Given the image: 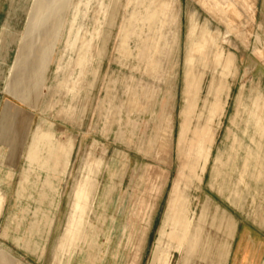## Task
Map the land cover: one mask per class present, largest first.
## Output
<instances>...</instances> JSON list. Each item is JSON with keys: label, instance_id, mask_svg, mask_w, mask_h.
Instances as JSON below:
<instances>
[{"label": "rangeland", "instance_id": "obj_1", "mask_svg": "<svg viewBox=\"0 0 264 264\" xmlns=\"http://www.w3.org/2000/svg\"><path fill=\"white\" fill-rule=\"evenodd\" d=\"M35 1L0 0V264H213L201 248L186 261L193 244L219 245L227 264L245 225L258 231L264 264V0H37L38 25ZM192 20L208 29L199 25L185 48ZM185 73L198 89L190 129L207 127V141L178 139ZM161 121L170 148L155 134ZM46 163L60 167L52 204L28 185L17 197L23 179L35 188L41 179L28 169ZM88 176L84 234L60 246L73 186ZM175 179L181 226L164 223ZM42 213L49 222L34 223ZM226 217L236 225L222 263Z\"/></svg>", "mask_w": 264, "mask_h": 264}, {"label": "crops", "instance_id": "obj_2", "mask_svg": "<svg viewBox=\"0 0 264 264\" xmlns=\"http://www.w3.org/2000/svg\"><path fill=\"white\" fill-rule=\"evenodd\" d=\"M195 23V22H194ZM193 23V20L191 21V24L188 25L187 29H186V36H185V48H186V42L189 41L191 38H193V36L195 35V25ZM202 28L206 27L203 24H199ZM204 29V28H203ZM206 29H208L206 27ZM184 48V49H185ZM223 55V54H221ZM224 56V55H223ZM184 57H185V50H184ZM226 57V56H225ZM230 60V59H229ZM225 64V61L223 60V58L221 57V68L223 70H228V68L230 67L229 62ZM186 72V71H185ZM187 73V72H186ZM184 75L183 80L184 82V89L181 92V96L182 98V106L180 108V123H179V130H178V139L180 140L179 142L184 141L188 135H191V137H193V139L199 140V141H207L209 139L210 133L209 130L207 129V127H203L200 130H191L190 126L192 125V122L194 120L193 118V114L195 111V106L196 104L194 103V96H197L198 93V89L194 88V85L192 83V79H194V75L192 73V75L190 77H187V75ZM200 76H202V74H199L198 77L200 78ZM197 77V78H198ZM28 80H30V78L27 77ZM30 83V81H29ZM224 89V86L221 85V88L218 86L217 87V96L216 99H218V104L215 103L216 99L212 102L211 104V110L210 113L213 114L217 109L219 110L221 108V102L219 100L218 97V93L221 92ZM30 90V86L28 85V87L25 89L24 92V96L27 95L26 92H29ZM31 91V90H30ZM32 92V91H31ZM220 104V105H219ZM186 112V119L182 120V117H184V113ZM251 121L254 124V126L256 127V129H258L259 127L263 128V126L260 125V118L258 116V114L256 113V111H252L251 112ZM6 120V119H4ZM3 120V122H4ZM2 122V123H3ZM1 123V124H2ZM163 121H161L159 123V125H157L156 128V136H158L159 139V144L162 148H165L166 146H168V148L171 147V143H170V126L168 124H166V126L164 125ZM163 127L166 129H163ZM182 127H184V131H182ZM167 133V135H166ZM166 139V140H165ZM253 140V136L251 138ZM162 141V142H161ZM249 152V151H248ZM41 156H43L41 154ZM42 159H46L47 161L52 159V156H43ZM62 159V158H61ZM46 166H42L41 168H29L28 170L30 171L31 176L36 177L37 176H41V179H38V183H37V187L35 188V185L33 184L35 181L31 178H27V179H21V184L19 187H17L16 190V196L20 197L24 194L27 185L29 187H32L33 189L37 190V197H43V199L45 201H47L49 204H52V199L54 197V185L53 184V179H52V173L57 174L58 173V169L60 167H55L53 166L52 163H46ZM29 175L26 173L25 176L29 177ZM200 178V176H199ZM198 178V179H199ZM85 181L89 182L87 183L86 187L81 188V182H78L76 184H74L73 189H72V196H73V214L69 219V224L67 225L62 237L60 238V246H63L65 244H69V242L73 241L75 238H77L78 236H82L84 234V228H85V223H86V216L88 214V211L90 210L91 205L88 203V197H89V193L91 190V186H92V177L88 176L86 179H84ZM45 187L47 189V195L45 194H41L42 192L39 191V187ZM36 197V198H37ZM33 198V196H32ZM35 198V200H36ZM40 206V205H39ZM181 207H183V200L181 198L180 195V191H179V181L177 179H175L173 181L172 187H171V191H170V195H169V199H168V205H167V211H166V215L164 218V223L165 224H173V225H179L181 226V224L183 225V223L185 222V214L181 215ZM38 208V206L36 207ZM202 213H205V210L202 211ZM48 218V214L41 215V219L42 222L38 221H33L34 223L40 224V223H48L49 220L45 219ZM227 220L229 221L228 224V234L227 231L223 232L221 231V241H226L228 240V242L226 241V243L224 244V252H223V259H222V263H225V256H226V252L227 250L231 247V240L233 239V235H234V230H235V225L236 222L234 220V218L232 217H226ZM82 226V229H78L77 230V226L78 228H80L79 226ZM238 228V226H237ZM67 233H69V237L66 238L65 236L67 235ZM177 234V233H176ZM171 235L173 237L176 238L177 235H174V233H171ZM236 235V242H235V247L234 250L231 254L230 259L228 260L227 264H259L263 257H260V245L257 243V239H259V234L258 231H255V229L249 225H245L243 228H241L240 233L237 235V233H235ZM64 239H67V242H64ZM177 239V238H176ZM159 247V246H158ZM197 248H201V252L200 254L197 253ZM160 249V248H159ZM211 253V254H210ZM199 255L201 256V259H208L213 261V264H220L221 263V248L219 247V245H215L213 247H197L196 244H193V247L189 248L187 255L185 257V259H187L186 261H188L192 256L194 255ZM213 257V258H212ZM212 258V259H211ZM136 264V263H135Z\"/></svg>", "mask_w": 264, "mask_h": 264}, {"label": "bare ground", "instance_id": "obj_3", "mask_svg": "<svg viewBox=\"0 0 264 264\" xmlns=\"http://www.w3.org/2000/svg\"><path fill=\"white\" fill-rule=\"evenodd\" d=\"M201 1V0H200ZM36 2H37V0L34 2L35 3V5H36V9H35V11L32 13V15H33V17H32V19H33V21H34V23L36 24V25H38L41 21L43 22V21H45V19H42V17H43V15L46 13V11L44 10V7L42 6V4H39V6H37V4H36ZM43 2H46V0H43ZM142 2H144V0H140L139 1V3L138 4H141ZM163 2V1H162ZM202 3V5H204V6H206L205 4H204V1L203 2H201ZM138 4H136L137 5V8L139 9V7H138ZM154 5H155V2H154ZM63 6V5H62ZM156 6V5H155ZM220 7V4L219 3H217L216 5H215V7ZM206 7H208V6H206ZM153 8V7H152ZM208 9L210 10V11H212L211 9H210V7H208ZM215 9V8H214ZM53 10H55V7L53 8ZM52 10V11H53ZM149 10V9H148ZM49 11H51L50 9H49ZM49 11H48V14H49ZM166 11V10H165ZM214 12V11H213ZM56 14H57V17L58 18H62V13H61V11H56ZM155 15V14H154ZM227 15V14H226ZM234 15V14H233ZM40 16H41V18H40ZM52 17V16H51ZM47 19V18H46ZM132 19L134 20L135 19V22H137V21H139V18H138V16H136V10H135V14H133L132 15V18H131V22H132ZM221 19V18H220ZM54 20V19H53ZM158 20V19H157ZM233 20V19H232ZM32 21V22H33ZM55 21V20H54ZM60 23V22H59ZM195 25V29L196 30H198L199 29V23L196 21V23L194 24ZM49 27V26H48ZM51 27V26H50ZM52 28V27H51ZM58 28V27H57ZM128 28V27H127ZM55 30H56V28H54ZM53 29V30H54ZM34 30V29H33ZM48 31V30H47ZM32 33V32H31ZM50 33V32H49ZM46 34V33H45ZM8 35H7V30L6 29H4L3 31H2V33H1V35H0V47L2 46L1 44V42H2V39L3 38H5V37H7ZM207 38V35H203L202 37H201V39L200 40H204V39H206ZM47 40V39H46ZM199 41V40H198ZM195 45V43H193V44H190L189 45V47H188V52H187V54L185 55V64L186 65H191L192 64V62H193V60H195V58L196 57H194L193 55H192V49H193V46ZM18 46H19V49H20V53L18 54V60H20V59H22V56H23V54H24V51H25V48H26V41L24 40L23 42H21V43H18ZM43 47V46H42ZM129 47V46H128ZM44 48V47H43ZM8 50V49H7ZM40 50H43V49H41L40 47L36 50V54H38L39 52H40ZM1 52V51H0ZM43 57H45V56H43ZM42 57V58H43ZM41 60V59H40ZM41 63V62H40ZM38 65V64H37ZM35 67H37L36 65H35ZM38 68V67H37ZM33 72V71H32ZM35 74V73H34ZM36 75V74H35ZM28 78H30V82H31V75H28L27 76ZM28 85H30V83L28 84ZM219 102H218V100H216V104H218ZM220 105V104H219ZM166 135H167V133H166ZM166 140V139H165ZM162 142V141H161ZM168 146H166L165 148H167Z\"/></svg>", "mask_w": 264, "mask_h": 264}]
</instances>
